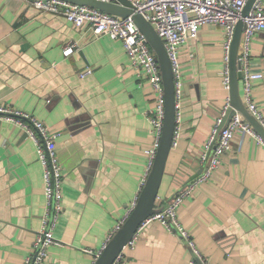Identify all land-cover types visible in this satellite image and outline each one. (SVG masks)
Returning a JSON list of instances; mask_svg holds the SVG:
<instances>
[{
    "label": "crops",
    "instance_id": "0c3cea01",
    "mask_svg": "<svg viewBox=\"0 0 264 264\" xmlns=\"http://www.w3.org/2000/svg\"><path fill=\"white\" fill-rule=\"evenodd\" d=\"M68 43L77 46L64 56ZM178 56L179 136L158 189L160 207L201 171L202 145L229 96L221 26L202 24ZM249 66L263 74L253 82L252 97L264 116V29L251 39ZM239 93L246 105L241 78ZM0 103L29 112L57 132L62 209L53 234L61 243L49 246L42 264H93L127 215L147 167L154 97L144 76L130 65L120 39L95 35L23 0H0ZM44 206L33 140L0 119V264H22ZM177 217L210 263L264 264V144L235 133L231 149L183 199ZM124 253L126 264H189L192 257L186 240L158 221Z\"/></svg>",
    "mask_w": 264,
    "mask_h": 264
},
{
    "label": "built area",
    "instance_id": "2783aa9c",
    "mask_svg": "<svg viewBox=\"0 0 264 264\" xmlns=\"http://www.w3.org/2000/svg\"><path fill=\"white\" fill-rule=\"evenodd\" d=\"M33 5L41 12L59 13L74 26H87L95 35L105 34L111 38L120 39L123 43L129 63L144 76L154 97V105L150 109L149 119L153 142L144 152L147 156V167L141 180V185L152 164L158 146L164 117V90L161 73L155 54L146 42L144 34L137 28L130 16L120 18L98 8L66 0H23ZM116 1V0H101ZM134 12L141 13L155 28L163 41L165 51L172 66L175 96V130L171 146L178 141L179 130V101L182 95V79L179 61V47L190 37H195L199 27L205 23H213L224 30V59L223 84L229 89L228 58L231 39L236 23L242 19L245 27L241 34L238 59L240 61L241 79L243 82V98L246 106L259 123L264 127V116L252 97V86L256 79L263 77L261 72H254L249 66V46L253 35L264 29L263 0H255L245 16L241 14L246 0H129ZM76 43H68L63 49L64 56L76 49ZM88 68L81 76L89 73ZM230 99L227 96L221 107L207 139L202 145L199 155L202 163L201 171L189 179L165 206L155 204V212L145 218L133 233L131 239L123 246L112 264H126L124 250L132 248L138 235L152 221H158L167 229L173 230L187 242L192 253L189 264H218L210 263L200 252L194 239L183 227L177 217V208L185 197L191 195L194 188L206 182L220 164L221 157L231 149L235 133L240 132L254 136L264 144L259 135L241 113L235 111L229 120L222 126ZM0 119L9 121L18 126L35 144L37 159L42 168L43 190L45 206L41 216V226L35 234L30 252L23 258L22 264H42L47 258L48 248L61 241L53 234V228L62 209V182L63 171L56 147L57 132L52 131L43 121L29 112L0 103ZM138 195V194H137ZM137 195L131 202L130 210L134 207ZM127 213V214H128ZM125 218V217H124ZM123 218V219H124ZM121 220V222L123 221ZM120 222V223H121ZM119 224L116 226L115 229ZM103 248V247H102ZM101 248V249H102ZM101 250L95 254V258Z\"/></svg>",
    "mask_w": 264,
    "mask_h": 264
},
{
    "label": "water",
    "instance_id": "95a60500",
    "mask_svg": "<svg viewBox=\"0 0 264 264\" xmlns=\"http://www.w3.org/2000/svg\"><path fill=\"white\" fill-rule=\"evenodd\" d=\"M72 3L88 5L98 8L107 13L116 15L120 18L130 16L137 28L144 34L146 42L155 54L156 61L161 73L164 90V117L162 129L156 152L147 172V175L140 187L134 207L125 216L117 229L110 235L99 255L93 264H112L113 260L131 239L138 225L148 216L155 212V202L158 195V189L162 180L166 160L171 149L172 138L175 130V96L174 79L171 63L165 51L163 41L156 32L154 26L139 12H134L133 6L129 0L101 1V0H66ZM255 0H246L241 14L247 15ZM245 27L242 19L236 23L235 30L231 39L228 58L229 71V99L230 108L223 118L222 126L230 116L238 111L251 124L255 131L264 139V127L250 112L248 107L241 100L239 93V79L241 78L240 61L238 52L240 48L241 34ZM200 170L193 174L195 177Z\"/></svg>",
    "mask_w": 264,
    "mask_h": 264
},
{
    "label": "trees",
    "instance_id": "16d2710c",
    "mask_svg": "<svg viewBox=\"0 0 264 264\" xmlns=\"http://www.w3.org/2000/svg\"><path fill=\"white\" fill-rule=\"evenodd\" d=\"M159 205H157V207H158Z\"/></svg>",
    "mask_w": 264,
    "mask_h": 264
}]
</instances>
